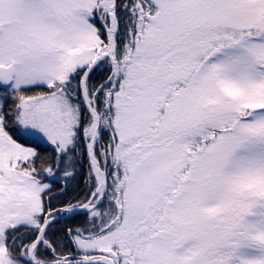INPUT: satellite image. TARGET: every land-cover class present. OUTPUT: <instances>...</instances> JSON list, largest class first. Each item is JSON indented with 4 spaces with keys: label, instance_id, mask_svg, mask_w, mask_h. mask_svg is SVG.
Returning <instances> with one entry per match:
<instances>
[{
    "label": "snow or ice",
    "instance_id": "obj_1",
    "mask_svg": "<svg viewBox=\"0 0 264 264\" xmlns=\"http://www.w3.org/2000/svg\"><path fill=\"white\" fill-rule=\"evenodd\" d=\"M0 264H264V0H0Z\"/></svg>",
    "mask_w": 264,
    "mask_h": 264
},
{
    "label": "trees",
    "instance_id": "obj_2",
    "mask_svg": "<svg viewBox=\"0 0 264 264\" xmlns=\"http://www.w3.org/2000/svg\"><path fill=\"white\" fill-rule=\"evenodd\" d=\"M42 147H45V146L42 145ZM77 167L79 168V165H77ZM83 174H84L83 170H81L80 175L82 176ZM60 182H61V184L63 183L62 180ZM71 188L74 189V191L69 192L70 196L75 195L76 192H80V191L84 190L85 185L83 183V180L78 177L77 181L71 182ZM69 223H71V222H69Z\"/></svg>",
    "mask_w": 264,
    "mask_h": 264
}]
</instances>
